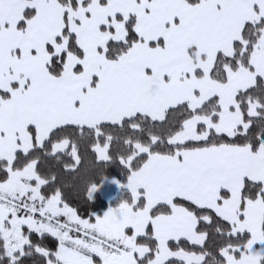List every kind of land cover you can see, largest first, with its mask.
Listing matches in <instances>:
<instances>
[{"label":"snow or ice","instance_id":"snow-or-ice-1","mask_svg":"<svg viewBox=\"0 0 264 264\" xmlns=\"http://www.w3.org/2000/svg\"><path fill=\"white\" fill-rule=\"evenodd\" d=\"M113 163L126 197L81 210ZM256 242L264 0H0V264H264Z\"/></svg>","mask_w":264,"mask_h":264},{"label":"trees","instance_id":"trees-1","mask_svg":"<svg viewBox=\"0 0 264 264\" xmlns=\"http://www.w3.org/2000/svg\"><path fill=\"white\" fill-rule=\"evenodd\" d=\"M100 171H102L103 173V180L115 179L121 184H124L127 180L126 174L123 173L120 167L114 163L104 166ZM90 179L96 184H99L101 182V176L98 175L95 171L91 174ZM126 195V190H122L116 197L114 203H119L121 199H124L126 197ZM74 202H77L82 206L81 210H83L85 207H89L93 212L99 215H102L103 212L108 208V204L97 193H93L92 199L88 201L87 204L83 200L79 199ZM247 235L248 234L245 233V238H247Z\"/></svg>","mask_w":264,"mask_h":264},{"label":"crops","instance_id":"crops-1","mask_svg":"<svg viewBox=\"0 0 264 264\" xmlns=\"http://www.w3.org/2000/svg\"><path fill=\"white\" fill-rule=\"evenodd\" d=\"M117 181V180H116ZM127 182V180H126ZM119 182V186L116 183H113V179H104L99 183L100 187L95 192L97 193L109 206H116L118 203H114L116 197L120 194L122 190H125L123 185ZM264 249V242H256L253 245V250Z\"/></svg>","mask_w":264,"mask_h":264}]
</instances>
